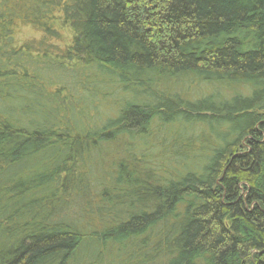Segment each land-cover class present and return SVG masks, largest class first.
<instances>
[{
    "label": "trees",
    "instance_id": "16d2710c",
    "mask_svg": "<svg viewBox=\"0 0 264 264\" xmlns=\"http://www.w3.org/2000/svg\"><path fill=\"white\" fill-rule=\"evenodd\" d=\"M0 264H264V0H0Z\"/></svg>",
    "mask_w": 264,
    "mask_h": 264
},
{
    "label": "rangeland",
    "instance_id": "374dc122",
    "mask_svg": "<svg viewBox=\"0 0 264 264\" xmlns=\"http://www.w3.org/2000/svg\"><path fill=\"white\" fill-rule=\"evenodd\" d=\"M36 37H38V35L31 28L25 27L19 30L16 39L18 42H23Z\"/></svg>",
    "mask_w": 264,
    "mask_h": 264
}]
</instances>
